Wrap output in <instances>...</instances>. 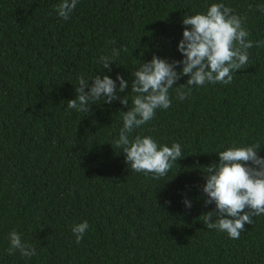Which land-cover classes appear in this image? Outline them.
I'll list each match as a JSON object with an SVG mask.
<instances>
[{
  "label": "trees",
  "instance_id": "trees-1",
  "mask_svg": "<svg viewBox=\"0 0 264 264\" xmlns=\"http://www.w3.org/2000/svg\"><path fill=\"white\" fill-rule=\"evenodd\" d=\"M58 3L0 0V264H264V214L239 239L199 218L215 209L202 191L215 152L259 143L264 157V47L248 50L231 84L193 86L183 101L175 88L182 76L171 106L131 133L181 144L166 176L132 171L114 144L134 95L131 74L153 55L183 59L185 13L224 3L255 45L264 41V0H79L67 20ZM113 48L127 50L104 69L99 58ZM96 74L122 75L129 87L119 95L129 105L68 109L78 78ZM84 221L77 244L72 227ZM13 230L35 255L8 254Z\"/></svg>",
  "mask_w": 264,
  "mask_h": 264
},
{
  "label": "clouds",
  "instance_id": "clouds-1",
  "mask_svg": "<svg viewBox=\"0 0 264 264\" xmlns=\"http://www.w3.org/2000/svg\"><path fill=\"white\" fill-rule=\"evenodd\" d=\"M79 0H60L55 5L59 17L67 20L76 9ZM257 9L264 13V5ZM183 38L178 50L182 60L169 61L153 55L151 61L142 62L132 73L130 110L121 111L123 127L114 141L117 148L125 154L126 163L137 173L153 174L155 178L166 176L173 163L182 156L180 143L159 145L151 136L136 135L135 129L151 121L157 109L171 106L169 92L182 76L189 77L186 83L176 86L177 99L183 101L192 91L193 86L206 83L231 84L233 72L243 69L248 63V50L253 46L264 47V41L248 39L249 32L242 26V18L233 14V9L224 3L211 4L205 13L184 14ZM127 49L113 48L111 56L102 55L99 62L104 69L110 68L114 57ZM182 66L180 71L177 68ZM93 81L91 86L89 81ZM90 80L78 78L76 98L67 101V108L77 112H90L97 101L111 104L119 101L128 106V95L121 96L129 87V82L122 75L113 80L108 75L96 74ZM119 81V86H117ZM87 89V91H86ZM112 145V144H111ZM223 147V146H221ZM259 143L227 147L215 152L218 163L204 167L203 193L205 206L215 205L213 211L203 213L199 218L208 229L227 233L231 239H239L246 224H253V217L264 214V157L258 153ZM183 203L191 209L192 202ZM89 228L87 221L74 224L72 232L79 244ZM10 247L8 254L18 250L22 257L31 258L36 249L22 241L21 234L13 230L9 233Z\"/></svg>",
  "mask_w": 264,
  "mask_h": 264
}]
</instances>
